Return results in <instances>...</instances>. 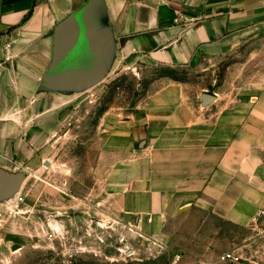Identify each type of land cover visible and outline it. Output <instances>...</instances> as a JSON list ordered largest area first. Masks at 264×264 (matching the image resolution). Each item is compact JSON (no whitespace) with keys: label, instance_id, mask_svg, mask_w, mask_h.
Here are the masks:
<instances>
[{"label":"crops","instance_id":"crops-1","mask_svg":"<svg viewBox=\"0 0 264 264\" xmlns=\"http://www.w3.org/2000/svg\"><path fill=\"white\" fill-rule=\"evenodd\" d=\"M88 1L0 0V169L18 103L52 62L56 26ZM104 2L118 57L176 67L246 45L264 53V0ZM190 87L159 78L134 112L105 113V214L122 234L170 249L175 264H237L220 258L241 260L243 232L250 245L264 234V83L214 94L207 107Z\"/></svg>","mask_w":264,"mask_h":264},{"label":"rangeland","instance_id":"rangeland-1","mask_svg":"<svg viewBox=\"0 0 264 264\" xmlns=\"http://www.w3.org/2000/svg\"><path fill=\"white\" fill-rule=\"evenodd\" d=\"M259 48L246 45L221 58L176 67L114 55L95 82L39 86L33 98L20 100L17 134L4 170L22 175L23 181L18 193L0 199L7 212L0 264H175L170 249L122 234L105 214L106 173L113 159L103 154L102 119L109 111L134 112L159 78L188 82L196 96L207 92L225 98L236 87L264 83ZM249 235L243 232L237 264H264V234L252 246Z\"/></svg>","mask_w":264,"mask_h":264},{"label":"water","instance_id":"water-1","mask_svg":"<svg viewBox=\"0 0 264 264\" xmlns=\"http://www.w3.org/2000/svg\"><path fill=\"white\" fill-rule=\"evenodd\" d=\"M106 14L104 0H89L56 26L53 58L41 89L85 85L106 74L115 53L112 33L105 23ZM215 101L214 94L202 95L205 107ZM22 181V175L0 169V199L18 193Z\"/></svg>","mask_w":264,"mask_h":264},{"label":"built area","instance_id":"built-area-1","mask_svg":"<svg viewBox=\"0 0 264 264\" xmlns=\"http://www.w3.org/2000/svg\"><path fill=\"white\" fill-rule=\"evenodd\" d=\"M7 212L5 209L0 208V241L3 240L4 236V230L7 224ZM121 241L124 243L126 242V238L122 237ZM179 258V256H177ZM223 262H228V263H235L240 260L239 256H236L234 253H225L221 256L220 258Z\"/></svg>","mask_w":264,"mask_h":264}]
</instances>
